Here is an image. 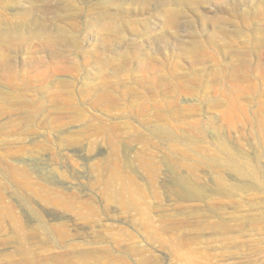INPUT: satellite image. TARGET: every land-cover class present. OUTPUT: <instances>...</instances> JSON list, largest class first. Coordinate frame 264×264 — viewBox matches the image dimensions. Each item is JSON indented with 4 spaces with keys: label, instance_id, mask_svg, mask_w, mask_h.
I'll list each match as a JSON object with an SVG mask.
<instances>
[{
    "label": "rangeland",
    "instance_id": "rangeland-1",
    "mask_svg": "<svg viewBox=\"0 0 264 264\" xmlns=\"http://www.w3.org/2000/svg\"><path fill=\"white\" fill-rule=\"evenodd\" d=\"M0 264H264V0H0Z\"/></svg>",
    "mask_w": 264,
    "mask_h": 264
},
{
    "label": "bare ground",
    "instance_id": "bare-ground-1",
    "mask_svg": "<svg viewBox=\"0 0 264 264\" xmlns=\"http://www.w3.org/2000/svg\"><path fill=\"white\" fill-rule=\"evenodd\" d=\"M25 176V175H24ZM24 185V184H23ZM36 185V184H35ZM26 186V185H25ZM37 186V185H36ZM58 194V193H57ZM49 195V194H48ZM47 195V196H48ZM51 197V196H50ZM58 199V198H57ZM54 202V201H53ZM59 208V207H58ZM53 228H54V230H55V232H57V233H60L61 235V237L62 236H64V231L62 230V229H64V224H61V223H59V224H53V226H52ZM51 229V228H50ZM34 232V231H33Z\"/></svg>",
    "mask_w": 264,
    "mask_h": 264
}]
</instances>
